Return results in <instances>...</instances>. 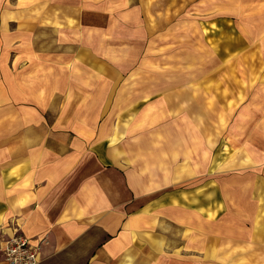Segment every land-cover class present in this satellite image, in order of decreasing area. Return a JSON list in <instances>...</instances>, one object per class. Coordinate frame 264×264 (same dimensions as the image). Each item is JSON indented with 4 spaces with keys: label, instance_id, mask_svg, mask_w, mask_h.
Instances as JSON below:
<instances>
[{
    "label": "rangeland",
    "instance_id": "374dc122",
    "mask_svg": "<svg viewBox=\"0 0 264 264\" xmlns=\"http://www.w3.org/2000/svg\"><path fill=\"white\" fill-rule=\"evenodd\" d=\"M73 158L103 264H264V0H0V204Z\"/></svg>",
    "mask_w": 264,
    "mask_h": 264
},
{
    "label": "crops",
    "instance_id": "0c3cea01",
    "mask_svg": "<svg viewBox=\"0 0 264 264\" xmlns=\"http://www.w3.org/2000/svg\"><path fill=\"white\" fill-rule=\"evenodd\" d=\"M77 161L73 158L51 168L41 166L38 172L32 168L27 175L31 186L15 188V195L6 199V207L12 210L4 211L15 221L0 235L20 230L41 242L42 264H103L106 255L121 252L115 235L126 219L121 218L119 198L114 194L109 199L105 197L114 188H108L109 193L104 195V189L97 186L88 187L84 193L78 186L64 183V176L74 171ZM99 190H103L104 197ZM5 205L0 204V208ZM4 220L0 218L2 227ZM0 264L7 263L0 257Z\"/></svg>",
    "mask_w": 264,
    "mask_h": 264
},
{
    "label": "built area",
    "instance_id": "2783aa9c",
    "mask_svg": "<svg viewBox=\"0 0 264 264\" xmlns=\"http://www.w3.org/2000/svg\"><path fill=\"white\" fill-rule=\"evenodd\" d=\"M6 248L7 259L12 264H40L39 251L31 240L20 238L10 241Z\"/></svg>",
    "mask_w": 264,
    "mask_h": 264
},
{
    "label": "bare ground",
    "instance_id": "6f19581e",
    "mask_svg": "<svg viewBox=\"0 0 264 264\" xmlns=\"http://www.w3.org/2000/svg\"><path fill=\"white\" fill-rule=\"evenodd\" d=\"M32 241V239H30ZM40 264H42V262L40 261Z\"/></svg>",
    "mask_w": 264,
    "mask_h": 264
}]
</instances>
